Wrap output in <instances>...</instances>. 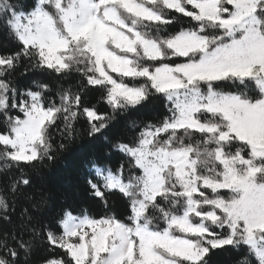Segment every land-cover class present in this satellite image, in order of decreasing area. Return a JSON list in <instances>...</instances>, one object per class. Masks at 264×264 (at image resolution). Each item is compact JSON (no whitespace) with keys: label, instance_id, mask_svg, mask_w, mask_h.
I'll return each instance as SVG.
<instances>
[{"label":"snow or ice","instance_id":"obj_1","mask_svg":"<svg viewBox=\"0 0 264 264\" xmlns=\"http://www.w3.org/2000/svg\"><path fill=\"white\" fill-rule=\"evenodd\" d=\"M0 264H264V0H0Z\"/></svg>","mask_w":264,"mask_h":264},{"label":"trees","instance_id":"obj_2","mask_svg":"<svg viewBox=\"0 0 264 264\" xmlns=\"http://www.w3.org/2000/svg\"><path fill=\"white\" fill-rule=\"evenodd\" d=\"M29 80H23L22 84L28 83ZM55 84V81H52ZM101 111H107V107L100 106ZM160 111H163L162 106L159 107ZM148 116L150 118L151 113L148 110H144L141 113H132L129 118H142ZM124 120H121L120 124L114 127L111 131L118 133L123 130ZM86 137L84 140L77 142L73 145L68 152L64 153L62 158L51 169L46 171V182L54 193L61 191L65 184L71 182L77 175L78 171L82 169L84 165V158L86 152L89 150V145L86 143Z\"/></svg>","mask_w":264,"mask_h":264}]
</instances>
